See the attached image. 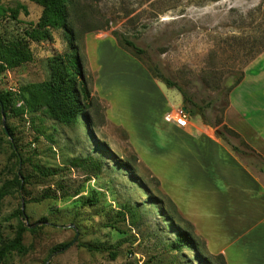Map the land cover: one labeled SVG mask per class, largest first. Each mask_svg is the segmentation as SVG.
<instances>
[{
	"label": "rangeland",
	"instance_id": "obj_1",
	"mask_svg": "<svg viewBox=\"0 0 264 264\" xmlns=\"http://www.w3.org/2000/svg\"><path fill=\"white\" fill-rule=\"evenodd\" d=\"M20 1L29 15L0 22V34L8 38L21 35L27 22L38 21L42 13L39 5ZM70 9L92 91L94 127L89 130L81 120L63 124L40 114L41 123L15 110L5 113V124L0 123V244L13 239L22 222L27 230L23 250L0 264H209L195 249L175 247L182 227L194 235L203 255L214 259L193 224L170 202L162 205L153 197L168 196L150 165L164 163L168 172L169 153L177 157L182 151L183 138L164 119L170 106L174 112L184 102L179 90L157 79L150 66H159L206 106L208 124L188 114V128L216 135L217 126L227 125L228 87L258 57L251 60L264 34V0H75ZM114 30L145 53L129 52ZM52 36L29 43L33 61L1 75L0 91L49 79L50 58L64 53L69 43L63 30ZM8 126L14 136L5 133ZM41 128L46 136L38 133ZM10 138L22 156L19 162ZM221 141L264 182L252 158ZM97 142L106 143L116 157L102 160ZM87 155L100 158L102 168L69 166L70 158ZM17 175L20 188L12 185ZM87 198L98 201L84 206ZM63 243L67 247L54 250Z\"/></svg>",
	"mask_w": 264,
	"mask_h": 264
},
{
	"label": "crops",
	"instance_id": "obj_2",
	"mask_svg": "<svg viewBox=\"0 0 264 264\" xmlns=\"http://www.w3.org/2000/svg\"><path fill=\"white\" fill-rule=\"evenodd\" d=\"M225 120L264 157V52L230 92ZM168 123L183 138L180 156L169 153L168 172L164 163L150 165L165 193L211 254L223 255L227 264H264V182L215 134Z\"/></svg>",
	"mask_w": 264,
	"mask_h": 264
},
{
	"label": "trees",
	"instance_id": "obj_3",
	"mask_svg": "<svg viewBox=\"0 0 264 264\" xmlns=\"http://www.w3.org/2000/svg\"><path fill=\"white\" fill-rule=\"evenodd\" d=\"M28 1L42 7V13L38 21L27 22L28 26L21 35L8 38L4 34H0V76L9 70L32 62L34 54L29 47V43L51 40L54 30H63L69 42L68 49L64 53L55 54L50 58L49 79L42 82L27 83L16 90L0 91V123L2 122L3 114L5 115L6 112L15 110V112L20 115H29L30 120L37 118L41 123H43V119L40 117V114L63 124H74L81 120L89 130H93L92 127L94 126L91 116V108L93 105L92 91L88 85L84 60L78 45L77 32L73 28L71 21L70 7L74 4L75 0ZM22 12L25 15H29L28 7L20 0H16L14 4L9 3L8 0H0V22L7 18L20 21L19 17ZM112 34L116 37L121 46L128 49L129 52L133 53L135 56L140 57L145 53L135 41L128 38L124 33L114 30ZM263 40L264 34L259 39L261 44H259V42L254 44L257 48L254 50L251 60L264 51ZM150 69L153 75L167 85V87H175L179 90L183 96L184 106L189 109L190 116L200 117L208 124L205 113L206 106L194 101L186 90L166 76L156 64L151 65ZM243 78L244 74L242 73L228 87L227 93L230 94V92L241 83ZM7 130L8 132L4 130L6 134L14 136L11 126H8ZM215 132L217 137L228 143L235 153L252 158L253 163L251 165L264 173V157L244 140L241 133H238L226 124H223L221 127L217 126ZM38 133L41 136H46L47 134L43 128L39 129ZM228 134L240 139L241 144L245 146L246 149L234 144ZM10 143L12 144L18 162L21 161L22 156L18 153L16 142L10 138ZM97 143H99L97 147L102 153V160L106 159V155L111 158L116 157L115 153L106 143ZM101 159L93 155L72 157L69 159V166L73 168L95 167L100 170L102 168ZM50 174H55V172L51 171ZM12 185L16 188L22 186V180L19 175L15 177V181ZM0 190L3 189L0 188ZM7 192H9V190H4V194ZM153 197L162 203V205L167 201L170 202L174 212L180 214L176 204L169 196L164 195L161 197L153 195ZM97 201L96 198H87L83 202V205H95ZM18 213L21 217L24 216L23 210H19ZM26 230L27 228L24 222H22L16 236L0 244V263L5 261V259L15 251L21 252L23 250L24 246L22 240ZM67 245V243L60 244L56 246L54 250L64 249ZM175 245L176 248L188 246L197 250L200 256H203L209 264H214V260L219 261L220 264H227L224 256L221 254L214 255V259H212L211 256H204L199 242L194 235L182 227L178 230Z\"/></svg>",
	"mask_w": 264,
	"mask_h": 264
},
{
	"label": "built area",
	"instance_id": "obj_4",
	"mask_svg": "<svg viewBox=\"0 0 264 264\" xmlns=\"http://www.w3.org/2000/svg\"><path fill=\"white\" fill-rule=\"evenodd\" d=\"M188 114L183 110V106L179 107L174 112H170L165 116L167 122H174L177 126L186 128L189 126L190 122L188 119Z\"/></svg>",
	"mask_w": 264,
	"mask_h": 264
},
{
	"label": "water",
	"instance_id": "obj_5",
	"mask_svg": "<svg viewBox=\"0 0 264 264\" xmlns=\"http://www.w3.org/2000/svg\"><path fill=\"white\" fill-rule=\"evenodd\" d=\"M183 110H185L187 113H189V109L186 106H183ZM3 123L5 124V115L3 114ZM5 130L8 132L7 127H5Z\"/></svg>",
	"mask_w": 264,
	"mask_h": 264
}]
</instances>
